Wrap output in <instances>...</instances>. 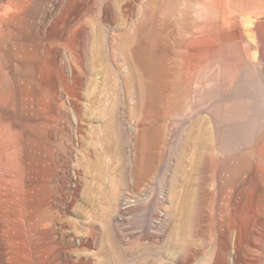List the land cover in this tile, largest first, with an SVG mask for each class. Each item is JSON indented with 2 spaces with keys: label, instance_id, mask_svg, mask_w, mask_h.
Segmentation results:
<instances>
[{
  "label": "rangeland",
  "instance_id": "1",
  "mask_svg": "<svg viewBox=\"0 0 264 264\" xmlns=\"http://www.w3.org/2000/svg\"><path fill=\"white\" fill-rule=\"evenodd\" d=\"M37 2L0 0V264H264V0L191 1L211 56L176 111L118 48L147 0Z\"/></svg>",
  "mask_w": 264,
  "mask_h": 264
},
{
  "label": "bare ground",
  "instance_id": "2",
  "mask_svg": "<svg viewBox=\"0 0 264 264\" xmlns=\"http://www.w3.org/2000/svg\"><path fill=\"white\" fill-rule=\"evenodd\" d=\"M37 1L38 7H41L43 2L46 0ZM159 1L164 2L165 0H147L144 4L141 27L142 29H145L147 33L142 47L137 48L139 45H136L137 47H132L135 43L141 41L137 42L136 36L129 33H123L121 37L123 42L119 43L118 48L121 53L126 55L131 52V48L141 49V69L140 67L138 68L134 62L129 61L133 76L137 77L138 81L139 103H146L147 98H149L152 103L156 105V107H166L169 111H176L181 106L182 98L184 95L186 96L185 88L187 82L194 77L196 78L195 75L204 70L210 59L211 47H209V39L211 38V32L206 23H198V18L196 19L197 21L195 19L192 20V17L190 16V5L192 0H172L168 11L170 13H168V17L164 19H161L160 16V9L158 7ZM197 1L204 4V6H207L210 3L209 0ZM112 4L113 0H72L71 12L74 20L79 21L84 14L91 11L92 8L97 10L99 9L100 11L106 10L105 12H107V9L111 8ZM201 9H203V7ZM258 34L259 42L264 53V24H260L258 26ZM130 56L134 58L132 54H130ZM128 59L129 58L126 60L128 61ZM190 85L192 86L193 84ZM187 93L189 94V92ZM200 110L198 112L206 111L204 108H201ZM201 119L204 120L205 118L201 117ZM202 120H197V124ZM199 131V134H202V138L203 131ZM211 139H213V135L211 131L206 129V134L204 135V139L202 141L209 142ZM193 140L194 139H192V141ZM195 142L200 143L199 139H195L193 143ZM184 205L187 207V204ZM235 232L240 234V228L236 227ZM230 234L231 233L229 232H225L227 240L230 238ZM227 240L223 247L225 255L229 250ZM176 247L177 251H182L185 249V244H183V242L180 243L179 241ZM219 256L220 259L223 258L222 254ZM217 261L219 262V260H216L215 264H217Z\"/></svg>",
  "mask_w": 264,
  "mask_h": 264
}]
</instances>
